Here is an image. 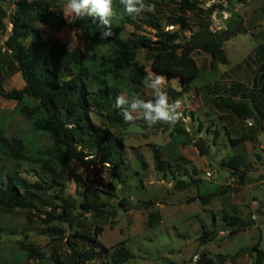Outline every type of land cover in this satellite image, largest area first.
Wrapping results in <instances>:
<instances>
[{"label":"trees","instance_id":"obj_1","mask_svg":"<svg viewBox=\"0 0 264 264\" xmlns=\"http://www.w3.org/2000/svg\"><path fill=\"white\" fill-rule=\"evenodd\" d=\"M62 1L17 0L12 15H7L0 7L1 33L6 32L4 18L8 17L11 25V31L4 42L5 52L9 54V68L13 69L11 74L20 73L24 83L22 88L10 91H5L0 85V97L17 102L15 112L25 118L32 133L27 138L22 136L7 140L3 137L4 132L0 131V213L26 210L27 221L37 220L44 227L41 234L47 235L52 242L60 241L66 254L64 259L62 252L52 246L47 256L35 245L20 243V256L26 259L48 261L50 264H125L135 258L125 242L106 248L98 241L102 227L94 225L90 232L85 226L87 215L93 218L107 215L111 219L110 224L113 223L116 211L108 210V200L117 197L116 186L108 182L104 189H98L84 183L79 200L66 199L55 187L64 186L68 178L73 176V165L93 168L107 165L112 180L117 185H124L120 171L124 145L110 130L111 127L129 128L132 124L131 112L135 106L142 113V118L153 119L151 111L161 97L168 103L169 100H177L183 96L182 91H176L170 86L164 87L158 96L150 99L138 96L139 93L135 91L155 86L153 78L138 60L139 51L143 49L152 55L151 68L157 76L164 77L166 82L178 78L184 89H187L199 77L201 69L193 58L194 52L209 55L212 68L216 64L225 66L228 58L223 44L237 34L244 35L248 32L240 21L232 19L235 14H230L229 21L216 33L210 31V20L207 19H203L204 23L198 30L190 31L184 15L188 12L196 15L198 20L202 19L200 15L203 14L210 18L216 10L223 11L234 3L244 4L245 0H223L213 3L206 11L199 7L200 0H179L177 10L180 14L171 21L172 26H178L175 31H166L161 27L158 17L154 18L148 12L141 14L129 0H111L110 11L103 16L94 11L91 4L81 7L79 12L72 7L71 19L67 22L60 7ZM67 1L71 6L82 3V0ZM154 1L147 0V3ZM224 3L226 7H222ZM258 12L259 19L264 20V0ZM125 25H131L137 31L146 26L155 30V33L131 34L124 38L122 34ZM43 26L54 29L68 27L78 32L84 43H106L108 53L98 62L87 61L86 55H82L78 48L68 52L60 42L44 36L41 31ZM185 31H189L188 38L182 36ZM27 40L29 43L25 46L24 42ZM253 58L258 64L251 90L236 83L228 89L219 84L206 86L204 89L207 92L204 98L209 99L215 110L228 113L236 120L239 135L232 138L226 134L232 147L257 142L261 132L260 122L264 121V43L255 48ZM126 83L128 85L124 87ZM129 89L134 91L133 95L128 93ZM123 94L127 96L122 100ZM149 104L151 108L147 107ZM91 115L102 121L104 126L94 123ZM171 118L172 116L165 122L170 123ZM247 121H252L250 126ZM176 132L177 135L186 133L183 129ZM217 136L216 131L214 138ZM34 138L48 139L49 142L39 148L34 144ZM189 141L186 139L182 146H186ZM195 146L202 155V146L198 142H195ZM88 148L94 154H88L85 151ZM158 152L157 149L154 151L153 158L156 170L161 171L165 161L159 159ZM139 157L136 158L138 167L145 172L147 164ZM179 159L188 162L183 157ZM4 163H8L10 168ZM243 164L244 158L234 154L227 160H222L220 166L227 168L232 176L244 182L245 173L241 168ZM28 176L35 179L32 181ZM183 185L184 182L178 181L174 188H182ZM103 196L106 201L101 198ZM213 196L215 194L212 192L197 198L204 204ZM117 203L124 211H128L126 198ZM150 204L151 201L143 203L145 207ZM212 217L215 220V215ZM159 218L157 211L150 212L147 226L154 227ZM221 220L230 236L254 225L251 218L244 220L228 213H224ZM55 222L57 225H54ZM62 224L76 228L66 234L61 228ZM218 233L215 229L209 230L202 225L199 244L213 242ZM259 245L257 242L251 247V252L255 253L252 264L264 263V253ZM197 252L195 264L225 262L222 255L214 258L207 251ZM10 264H19V260L11 259Z\"/></svg>","mask_w":264,"mask_h":264},{"label":"rangeland","instance_id":"obj_2","mask_svg":"<svg viewBox=\"0 0 264 264\" xmlns=\"http://www.w3.org/2000/svg\"><path fill=\"white\" fill-rule=\"evenodd\" d=\"M16 1L0 0V7L7 15H12ZM177 1L179 0H155L147 3V0H131L130 4L136 6L141 14L148 12L154 18L158 17L161 27L165 30L175 31L178 26H172L171 21L180 14L177 10ZM221 1L223 0H200L199 7L206 11L213 3L217 4ZM261 5L262 0H245L244 4L234 3L228 8L224 3L222 7H226L225 10H216L210 18L204 14L200 15L201 20L192 13L187 12L184 15L190 31L198 30L207 19L210 20V31L216 33L223 29L226 21H229L230 14H235L232 19L240 21L248 32L244 35L237 34L223 44L228 58V64L225 66L216 64L212 68L209 55L194 52L193 58L201 69L199 77L187 89H184L178 78L166 82L164 77L157 76L151 68L152 55L143 49L139 51L138 60L153 78L155 86L143 87L135 92L139 93V97L150 99L158 96L160 90L166 86L182 91L183 96L177 100H169L166 105L175 107L174 109L184 112L186 116L191 113L187 134L177 135L176 130H182V126L175 125L177 122L172 124L161 121L153 111H151L153 119L142 118V113L135 106L131 112L132 124L129 128L123 129L117 126L110 129L124 143L123 164L120 166L124 185H117L112 180L107 165H97L94 168L73 165V176L68 178L64 186L55 187L66 199L79 200L84 183L98 189H104L108 182L116 186L117 197L108 200L110 203L108 210L116 211L113 223L110 224L111 219L107 215L103 218L87 215L85 226L90 232L93 231L94 225L102 227L103 231L98 236V241L106 248L125 242V246L135 256L125 264H195L194 256H197V251L201 250L209 252L214 258L222 255L225 257L223 264H252L255 253L251 252V247L257 242L260 243L259 248L264 253V130H262L264 121L260 122L261 132L257 142H246L242 146L232 147L226 134L232 138L239 135L240 129L235 125L236 120L228 113L215 110L210 105L209 99L204 98L207 93L204 90L206 86L217 84L226 88L234 83L242 84L251 90L252 78L258 64L253 58V52L259 44L264 43V20L259 19L258 12ZM60 7L65 20L69 22L72 15L71 3L63 0ZM3 22L6 32L0 31V85L5 91H10L22 88L24 83L20 73L11 74L13 69L9 68L10 61L7 56L9 54L4 48L11 25L8 17L4 18ZM41 31L44 36L60 42L68 52L78 48L82 55H86L87 61L98 62L108 53L106 43L95 45L84 43L78 32L68 27L54 29L43 26ZM144 33L153 35L155 30L142 26L137 31L131 25H125L122 37ZM182 36L188 38L189 31L183 32ZM28 43L29 40L24 42V45L28 46ZM127 85L126 83L123 86ZM133 92L130 89L128 91L131 95ZM126 96L123 94L121 99ZM257 101L259 103L258 99ZM16 105V101L0 97V131L4 132L3 137L7 140L22 136L27 138L32 134L25 118L15 112ZM185 115L183 114L184 117ZM90 117L98 126H104L94 115ZM216 131L218 136L214 138ZM186 139L190 140L189 143L182 146ZM48 142V139L34 138V144L39 148ZM195 142L202 146L204 152L202 155L198 152ZM156 149L159 151V159L165 161L161 171L155 168L156 162L153 156ZM85 151L94 154L89 148ZM234 154L244 158V164L241 166L245 173L244 182L237 180L227 168L220 166L222 160H227ZM139 156L147 164L145 172L138 167L136 158H140ZM179 157H183L188 162L180 161ZM4 164L10 168L8 163ZM208 172L210 176L206 177L205 174L207 175ZM215 173L216 177H214ZM28 178L32 181L35 179L32 176ZM178 181L184 182V185L175 189L174 184ZM212 192L215 196L207 203L202 204L197 198ZM101 198L106 201L104 196ZM122 198L127 199L128 211H124L117 203ZM192 198L195 199L191 201ZM148 201H151V204L145 207L143 203ZM153 211H157L160 218L155 226L150 228L147 226V220L149 213ZM224 213L237 215L244 220L251 218L254 225L237 235L230 236L228 229L223 228L222 225L221 217ZM27 215L26 210L0 213V229H2L0 264H10L11 259L19 260V264H50L48 261H34L20 256L18 250L20 243L35 245L47 256L52 246L56 247L65 259L66 254L60 241L52 242L47 235L41 234L44 227L35 219L28 222ZM54 225H57V222ZM202 225L206 229H215L219 232L213 242L199 244L198 237ZM61 228L67 234L76 227L70 228L67 224H62Z\"/></svg>","mask_w":264,"mask_h":264},{"label":"clouds","instance_id":"obj_3","mask_svg":"<svg viewBox=\"0 0 264 264\" xmlns=\"http://www.w3.org/2000/svg\"><path fill=\"white\" fill-rule=\"evenodd\" d=\"M130 2H131V0H129V3ZM89 4L92 5L94 11L98 12L100 15L103 16V15H106V14L109 13L111 0H82V3L81 4L77 5V4L74 3L72 5V7L77 12H79V10H80L81 7H86ZM129 11H131V9H129ZM166 104L167 103H165L164 98L161 97V99L159 100V103L156 104L153 112L163 122H165L166 119L168 120L169 117L172 116V118L170 120V123L175 124V122H177L175 125H181L182 126L181 128L187 134L189 132V129L187 128V124H188V122L191 119V115L186 116L184 112L182 113L181 111H178V109H174L175 107L173 108L172 106H168ZM163 106L164 107H167V113L164 111V107ZM147 107L151 108L152 106H151V104H149V105H147ZM183 114L185 115V117L183 116ZM161 117H163V118H161ZM248 124L251 125V123L249 121H247V125ZM175 125H173V126H175ZM250 125H248V126H250ZM205 176L206 177L210 176V173L208 172L207 175L205 174Z\"/></svg>","mask_w":264,"mask_h":264},{"label":"built area","instance_id":"obj_4","mask_svg":"<svg viewBox=\"0 0 264 264\" xmlns=\"http://www.w3.org/2000/svg\"><path fill=\"white\" fill-rule=\"evenodd\" d=\"M164 107V106H163ZM164 111L167 113V107H164ZM180 116V115H179ZM161 118H163V117H161ZM248 125H250V124H248ZM195 259L197 258V256H195L194 257Z\"/></svg>","mask_w":264,"mask_h":264},{"label":"water","instance_id":"obj_5","mask_svg":"<svg viewBox=\"0 0 264 264\" xmlns=\"http://www.w3.org/2000/svg\"><path fill=\"white\" fill-rule=\"evenodd\" d=\"M216 176H217V174L214 175V177H216Z\"/></svg>","mask_w":264,"mask_h":264},{"label":"crops","instance_id":"obj_6","mask_svg":"<svg viewBox=\"0 0 264 264\" xmlns=\"http://www.w3.org/2000/svg\"><path fill=\"white\" fill-rule=\"evenodd\" d=\"M229 87H227V89H228Z\"/></svg>","mask_w":264,"mask_h":264}]
</instances>
